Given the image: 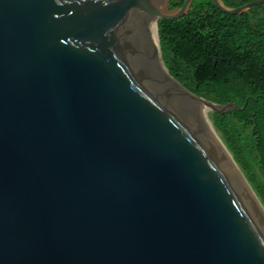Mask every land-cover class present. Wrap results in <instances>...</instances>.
Masks as SVG:
<instances>
[{"label": "water", "instance_id": "obj_1", "mask_svg": "<svg viewBox=\"0 0 264 264\" xmlns=\"http://www.w3.org/2000/svg\"><path fill=\"white\" fill-rule=\"evenodd\" d=\"M169 1L0 0V264H264V204L208 114L247 102L170 74L158 21L194 0Z\"/></svg>", "mask_w": 264, "mask_h": 264}, {"label": "trees", "instance_id": "obj_2", "mask_svg": "<svg viewBox=\"0 0 264 264\" xmlns=\"http://www.w3.org/2000/svg\"><path fill=\"white\" fill-rule=\"evenodd\" d=\"M239 8L256 0H221ZM185 0H170V9ZM161 58L186 89L213 103L243 107L210 119L264 202V4L243 14L194 0L175 20H159Z\"/></svg>", "mask_w": 264, "mask_h": 264}, {"label": "rangeland", "instance_id": "obj_3", "mask_svg": "<svg viewBox=\"0 0 264 264\" xmlns=\"http://www.w3.org/2000/svg\"><path fill=\"white\" fill-rule=\"evenodd\" d=\"M210 113H212V112H208V114H209V116H210ZM212 121V120H211ZM213 123V122H212ZM215 127V126H214ZM216 129V128H215ZM218 132V131H217ZM218 134H219V132H218ZM220 135V134H219ZM222 138V137H221ZM223 140V139H222ZM224 141V140H223ZM232 154V153H231ZM239 166V165H238ZM240 167V166H239ZM240 169H241V167H240ZM241 171H242V173H243V170L241 169ZM244 174V173H243ZM245 176V175H244ZM246 177V176H245ZM247 179V178H246ZM264 179V178H263ZM250 183V182H249ZM251 184V183H250ZM252 186V185H251ZM254 189V188H253ZM255 190V189H254ZM255 192L257 193V191L255 190ZM257 195L259 196V198L261 199V201L263 202V200H262V198H261V196L257 193ZM263 204H264V202H263Z\"/></svg>", "mask_w": 264, "mask_h": 264}, {"label": "bare ground", "instance_id": "obj_4", "mask_svg": "<svg viewBox=\"0 0 264 264\" xmlns=\"http://www.w3.org/2000/svg\"><path fill=\"white\" fill-rule=\"evenodd\" d=\"M153 24L155 25V23L153 22Z\"/></svg>", "mask_w": 264, "mask_h": 264}]
</instances>
